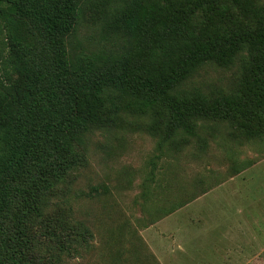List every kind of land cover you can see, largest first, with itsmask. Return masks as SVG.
<instances>
[{
	"label": "rangeland",
	"instance_id": "obj_1",
	"mask_svg": "<svg viewBox=\"0 0 264 264\" xmlns=\"http://www.w3.org/2000/svg\"><path fill=\"white\" fill-rule=\"evenodd\" d=\"M146 0H85L66 37L72 59L126 45L113 19ZM34 29L55 0H16ZM212 32L264 29V0H218ZM211 16V15H210ZM264 51L242 44L178 87L223 102L231 118L169 134L167 115L140 113L118 88L99 96L74 143L77 165L42 195L31 220L37 264H264Z\"/></svg>",
	"mask_w": 264,
	"mask_h": 264
},
{
	"label": "trees",
	"instance_id": "obj_2",
	"mask_svg": "<svg viewBox=\"0 0 264 264\" xmlns=\"http://www.w3.org/2000/svg\"><path fill=\"white\" fill-rule=\"evenodd\" d=\"M84 1L55 0L36 30L16 0H0V264H37L29 227L41 215L40 194L77 165L74 143L105 89H120L140 113L164 112L169 134L195 136L197 121L234 115L178 87L242 44L264 51V29L211 31L218 0H146L108 24L125 39L120 52L72 59L65 39Z\"/></svg>",
	"mask_w": 264,
	"mask_h": 264
}]
</instances>
